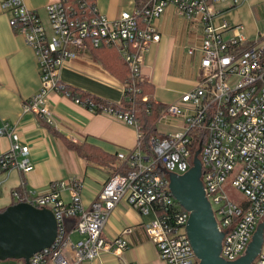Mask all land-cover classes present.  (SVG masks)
<instances>
[{
  "label": "built area",
  "instance_id": "2783aa9c",
  "mask_svg": "<svg viewBox=\"0 0 264 264\" xmlns=\"http://www.w3.org/2000/svg\"><path fill=\"white\" fill-rule=\"evenodd\" d=\"M227 1L238 5L245 0H145L132 12H121L115 19L99 13L94 5L92 14L83 19L69 17L64 0H57L45 7L50 27L47 30L22 0H0V10L9 15L11 27L24 36L32 49L40 75L41 88L26 100L22 113L37 115L48 125L53 123V115L46 105L47 94L68 96L60 80V68L90 47H117L134 85L141 82V53L148 44L160 40L152 22L167 7L174 6L188 23L201 30L199 45L187 51L188 55L199 54L196 83L176 102L165 106L154 124L156 129L180 119L181 126L153 137L151 153L141 150L138 121L121 102L96 105L74 98L88 112L107 113L134 127L137 144L134 150L116 155L124 161L123 166L107 178L89 208L81 204L79 182L70 186L69 204L58 196L63 182L46 193L21 187L12 191L15 202L49 209L56 219V238L49 248L32 255L27 260L29 264H84L110 251L120 255L128 247L125 235L131 229L124 228L120 237L106 240L102 227L121 202L142 216H153L144 228L164 264H197L185 232L189 213L177 210L178 202L160 168L177 176L186 173L199 144L205 197L219 231L224 233L220 256L227 261L242 256L257 224L264 221V28L256 39L248 41L242 25H230L224 19L216 25L213 6ZM227 33L229 38L224 37ZM132 89L125 87L123 97ZM146 100L144 97L143 101ZM2 137L7 138L10 147L0 154V173L10 169L29 171L30 147L21 143L7 123L0 127ZM227 185L238 190L244 199L233 202L225 191ZM68 219L75 221L70 230L66 225ZM72 233L82 238L72 241ZM262 240L258 256L251 264H264V235ZM20 261L26 264L24 259Z\"/></svg>",
  "mask_w": 264,
  "mask_h": 264
},
{
  "label": "crops",
  "instance_id": "0c3cea01",
  "mask_svg": "<svg viewBox=\"0 0 264 264\" xmlns=\"http://www.w3.org/2000/svg\"><path fill=\"white\" fill-rule=\"evenodd\" d=\"M22 1L27 9L38 15L41 25L50 30L45 7L57 0ZM144 1L95 0V5L99 13L115 19L121 12H132ZM255 3L256 0H245L238 6L230 1L217 4L213 6L216 12L214 22L218 25L224 19L230 25H242L243 36L253 41L264 28V0ZM246 7L251 8L247 20L242 16ZM152 24L160 40L148 44L141 53V82L148 84L153 101L165 107L176 102L196 83L199 54L188 55L187 51L189 47L199 45L201 30L188 23L174 6L167 7ZM229 36V33L224 35L225 38ZM117 50H89L72 62L65 63L60 68V80L65 89L76 90L100 103L117 105L125 88L117 75L122 69ZM40 88V75L32 49L25 43L24 36L11 27L9 15L0 10V127L7 123L15 130L21 143L30 147L29 159L32 163L26 173L15 169L0 173V210L15 202L12 191L20 187L30 192L46 193L53 185L62 182L64 186L58 192L62 202L70 203V186L79 182L81 204L89 208L107 178L123 166L124 161L116 155L134 150L136 130L115 116L88 112L74 99L55 92H49L45 99L53 115V123L45 124L37 115L22 113L23 104ZM180 124L181 120L177 119L159 125L164 130H158L157 126L156 136L176 130ZM68 144L84 146L90 151H87L88 154H100L109 159L115 158V161L90 163ZM9 147L7 138H0V154L8 151ZM152 218V215L138 214L125 202L118 204L102 227L103 236L112 240L120 237L124 228H129L131 233L125 235L128 247L120 255L110 251L84 264H164L144 228ZM74 222L73 219L66 221V225L70 226L68 230L72 229ZM80 238L82 236L76 233L70 235L72 241Z\"/></svg>",
  "mask_w": 264,
  "mask_h": 264
},
{
  "label": "water",
  "instance_id": "95a60500",
  "mask_svg": "<svg viewBox=\"0 0 264 264\" xmlns=\"http://www.w3.org/2000/svg\"><path fill=\"white\" fill-rule=\"evenodd\" d=\"M201 144L193 152L192 165L181 175L160 168L168 178L172 197L189 213L185 224L188 242L197 257V264H251L258 256L264 235V221L257 224L246 250L235 261L220 256L224 233L219 231L205 197L201 182ZM57 235L56 219L48 209L33 207L24 202L7 206L0 212V261L28 259L49 248Z\"/></svg>",
  "mask_w": 264,
  "mask_h": 264
},
{
  "label": "trees",
  "instance_id": "16d2710c",
  "mask_svg": "<svg viewBox=\"0 0 264 264\" xmlns=\"http://www.w3.org/2000/svg\"><path fill=\"white\" fill-rule=\"evenodd\" d=\"M95 5V0H64V7L65 10L68 12L69 17H78L86 19V17H89L92 14V8ZM15 30V29H14ZM16 32V31H15ZM115 51L117 48L109 47L106 45H102L100 47L94 48L90 47V51ZM118 51V50H117ZM119 54V52H117ZM121 64L122 69L119 72H117V75L123 85H125L126 88H133L130 92V94L126 98L123 96L121 97V105L123 107H126L132 112H134L135 118L138 121V125L140 127V132L142 134L141 139V150L145 152L146 154L151 153V139L156 136V129H155V122L159 118V116L162 114L163 110L165 109L164 106H160L156 104L153 101V98L151 97L150 88L148 84L142 83V82H135L133 85L132 81L128 78L129 77V69L124 61L121 54ZM69 98L74 99L77 98L80 101L84 103L94 102L96 105L99 104L96 99H93L91 96L82 94L77 92L76 90H71L66 88L65 89ZM130 98V100L128 98ZM146 97L147 100L143 101V98ZM55 133V132H54ZM56 134V133H55ZM71 149H73L75 152H77L79 155L84 157L88 162H97L99 164H105L108 161H115V158H108L104 157L100 154L96 153H90L88 154V150L85 149L84 146H74L73 144H68ZM88 151V152H87ZM116 172V171H115ZM114 173V172H113ZM162 176L163 174L160 173ZM20 188H18L16 191H19ZM19 204L18 202H13L12 205ZM177 210L183 212L184 209L180 206V204H177ZM3 210H0V212ZM70 226H67V229Z\"/></svg>",
  "mask_w": 264,
  "mask_h": 264
},
{
  "label": "rangeland",
  "instance_id": "374dc122",
  "mask_svg": "<svg viewBox=\"0 0 264 264\" xmlns=\"http://www.w3.org/2000/svg\"><path fill=\"white\" fill-rule=\"evenodd\" d=\"M259 2H261V0H256V3H259ZM256 3H255V4H256ZM240 4H242V3H240ZM240 4H238V5H240ZM255 4H254V5H255ZM238 5H237V6H238ZM250 12H251V8H250V7H246V8H244L243 11H242L243 19L247 20V19L249 18L250 14H251ZM255 36H256V35H255ZM254 39H256V37L253 38L252 40H254ZM158 130L163 131L164 128L161 127V126H158ZM225 191H226V193H227V196H228L233 202H237V201H240V200H243V199H244L243 195H242L238 190H235V189H234L232 186H230V185H227V186H226ZM0 262H1V261H0ZM1 264H23V263H22V261H20V260H6L5 262H1Z\"/></svg>",
  "mask_w": 264,
  "mask_h": 264
}]
</instances>
